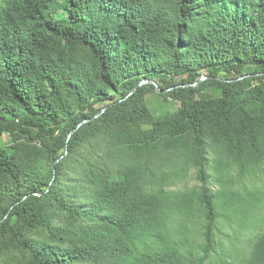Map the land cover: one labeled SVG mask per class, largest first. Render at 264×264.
Returning <instances> with one entry per match:
<instances>
[{"label":"trees","instance_id":"1","mask_svg":"<svg viewBox=\"0 0 264 264\" xmlns=\"http://www.w3.org/2000/svg\"><path fill=\"white\" fill-rule=\"evenodd\" d=\"M151 81L178 108L154 115ZM4 135L0 264H207L227 211L264 221L263 190L208 184L211 153L264 163V0H0ZM187 168L199 189L152 187Z\"/></svg>","mask_w":264,"mask_h":264},{"label":"rangeland","instance_id":"2","mask_svg":"<svg viewBox=\"0 0 264 264\" xmlns=\"http://www.w3.org/2000/svg\"><path fill=\"white\" fill-rule=\"evenodd\" d=\"M248 71L251 68L248 67ZM209 95H213L216 100H220L221 94L216 88H207ZM161 92L148 91L145 95V101L150 111L154 115H160L171 112L178 108L179 102L167 96H161ZM8 135H4L0 142L7 143ZM209 173V187L212 190L220 191L224 189H232L238 192L261 189L264 191V163L256 172L248 173L243 176L238 175L234 166L216 167V155L211 153ZM162 167L165 172L171 171L173 162ZM181 163L179 167H181ZM164 172V173H165ZM156 182L152 184L153 188L162 186L171 191H188L191 189H199L200 181L198 180L195 168H187L184 176L178 181L170 180L164 182L157 177ZM229 216L225 219L217 221L214 238L216 239V247L211 257L207 260V264H241L242 257L248 253L251 245V239L264 229L263 212H256L251 215L241 214L239 212H229ZM179 218H177V221ZM188 229L189 241L194 245L202 244L204 241L202 224L203 220L198 217L193 219L180 218Z\"/></svg>","mask_w":264,"mask_h":264},{"label":"water","instance_id":"3","mask_svg":"<svg viewBox=\"0 0 264 264\" xmlns=\"http://www.w3.org/2000/svg\"><path fill=\"white\" fill-rule=\"evenodd\" d=\"M204 78H206V76H203L201 79H204ZM145 82H147L146 79L142 80V81L138 84V86L141 85V84H143V83H145ZM151 83L154 84V86H155V88H156V90H157L158 92H162V89H160V87L158 86V84H157L155 81H151ZM134 89H135V88H134ZM134 89H133V90H134ZM133 90H132V91H133ZM132 91H131V92H132ZM105 108H106V106H105L104 108H102L101 111L105 110ZM98 114H99V113H98ZM98 114H97V115H98Z\"/></svg>","mask_w":264,"mask_h":264}]
</instances>
